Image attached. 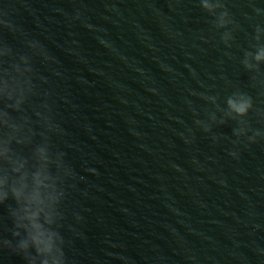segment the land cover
Masks as SVG:
<instances>
[{"label": "water", "instance_id": "95a60500", "mask_svg": "<svg viewBox=\"0 0 264 264\" xmlns=\"http://www.w3.org/2000/svg\"><path fill=\"white\" fill-rule=\"evenodd\" d=\"M225 5L231 47L198 0H0L60 74L68 154L83 180L74 202L86 218L74 264H264V143L234 159L235 124L214 128V143L190 110L203 118L212 106L197 94L223 107L239 90L264 113V65L253 80L241 64L264 27L253 11L264 0ZM0 264L23 261L5 252Z\"/></svg>", "mask_w": 264, "mask_h": 264}, {"label": "clouds", "instance_id": "9594fccd", "mask_svg": "<svg viewBox=\"0 0 264 264\" xmlns=\"http://www.w3.org/2000/svg\"><path fill=\"white\" fill-rule=\"evenodd\" d=\"M198 3L213 17L212 27L222 32L221 42L231 47L235 21L225 0ZM253 11L257 17L264 15L259 8ZM74 19L80 20V14ZM253 40V49L243 53L241 64L256 80L264 65L260 24L254 28ZM54 64L41 41L17 25L7 10L0 11V254L19 257L23 264H74L69 250L84 235L85 210L74 202L83 180L68 154L60 113L67 100L57 90L60 74ZM197 95L212 107L205 108L201 118L190 105L195 129L212 134L215 143L222 137L213 134L214 128L229 121L235 124L233 150L228 153L232 158L239 159L237 149L264 143V128H253L249 119L250 113L264 119L252 96L234 91L221 107L219 96ZM186 131L194 140V129Z\"/></svg>", "mask_w": 264, "mask_h": 264}]
</instances>
